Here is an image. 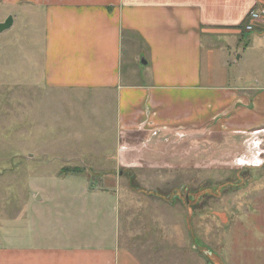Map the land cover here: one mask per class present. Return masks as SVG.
Segmentation results:
<instances>
[{
    "label": "rangeland",
    "instance_id": "1",
    "mask_svg": "<svg viewBox=\"0 0 264 264\" xmlns=\"http://www.w3.org/2000/svg\"><path fill=\"white\" fill-rule=\"evenodd\" d=\"M40 22L0 32V246L61 210L86 229L114 218L145 264H264V130L118 134L114 95L43 87Z\"/></svg>",
    "mask_w": 264,
    "mask_h": 264
},
{
    "label": "crops",
    "instance_id": "2",
    "mask_svg": "<svg viewBox=\"0 0 264 264\" xmlns=\"http://www.w3.org/2000/svg\"><path fill=\"white\" fill-rule=\"evenodd\" d=\"M258 3L0 0V21L12 16L13 27L21 18L40 19L43 87L89 93L103 103L114 95L118 134L215 141L264 130V20L245 27L255 31L248 40L238 31ZM55 212L44 227L35 218L20 228L16 245H1L0 264H145L120 244L114 218L86 229L70 211Z\"/></svg>",
    "mask_w": 264,
    "mask_h": 264
},
{
    "label": "water",
    "instance_id": "3",
    "mask_svg": "<svg viewBox=\"0 0 264 264\" xmlns=\"http://www.w3.org/2000/svg\"><path fill=\"white\" fill-rule=\"evenodd\" d=\"M13 25V17L9 16L7 19L3 22L0 21V32L5 31Z\"/></svg>",
    "mask_w": 264,
    "mask_h": 264
},
{
    "label": "built area",
    "instance_id": "4",
    "mask_svg": "<svg viewBox=\"0 0 264 264\" xmlns=\"http://www.w3.org/2000/svg\"><path fill=\"white\" fill-rule=\"evenodd\" d=\"M260 17V14L259 13H256V12H253L252 13V18L253 19H258ZM248 29H252V25H249L248 26Z\"/></svg>",
    "mask_w": 264,
    "mask_h": 264
}]
</instances>
